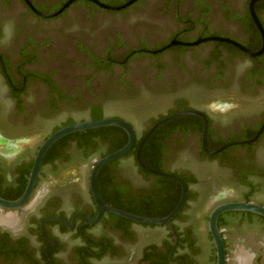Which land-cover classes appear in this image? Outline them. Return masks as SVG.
Listing matches in <instances>:
<instances>
[{
  "label": "flooded vegetation",
  "instance_id": "1",
  "mask_svg": "<svg viewBox=\"0 0 264 264\" xmlns=\"http://www.w3.org/2000/svg\"><path fill=\"white\" fill-rule=\"evenodd\" d=\"M68 1L0 0V199L22 195L39 145L68 124L120 119L136 141L159 119L195 110L214 150L252 138L264 122V0L252 4L255 21L252 0H136L118 10L100 5L127 0H74L43 17ZM212 37L233 44L204 40ZM171 41L199 42L162 49ZM202 133L201 118H174L140 150L185 186L170 227L108 213L88 223L97 213L89 173L110 145L58 139L27 200L0 208L14 221L0 223V264H215L209 212L226 202L264 207V126L253 142L213 155ZM135 141L100 168L99 195L115 209L164 217L180 187L137 165ZM55 219L65 223L47 221ZM216 228L224 264H264L262 217L223 212ZM146 232L153 241L141 240Z\"/></svg>",
  "mask_w": 264,
  "mask_h": 264
},
{
  "label": "water",
  "instance_id": "2",
  "mask_svg": "<svg viewBox=\"0 0 264 264\" xmlns=\"http://www.w3.org/2000/svg\"><path fill=\"white\" fill-rule=\"evenodd\" d=\"M72 1H74V0H69L55 13H52L50 15L43 16V17H51L53 15H56L65 6H67L68 3L72 2ZM134 1H136V0H127L125 3H123L117 7H108V6H103V5H100V6L104 9H107V10H118L120 8H124L128 5H130ZM254 1H256V0H252L250 2L249 12H250L252 19L255 21L254 16H253V12H252V4ZM204 40H212V41H219V42H225V43L233 44L232 42H230L226 39L216 38V37L207 38ZM204 40H202V41H204ZM198 42L199 41H195L193 43H181V42L171 41L167 46L163 47L162 49H164L168 46H173V45L190 46V45H195ZM162 49H160V50H162ZM160 50H158V51H160ZM188 115L197 116L203 120L202 146H203L205 152L207 154H210V155L217 154L229 146L242 145V144H248L250 142H253L257 138V136L259 135V133L261 132V130L264 126V122H263L262 125L260 126V128L258 129V131L254 134V136L248 140L228 142L219 148H216L214 150H208L206 148V145H205L206 122H205L204 115L199 111H195V110L178 111L174 114L167 115V116L159 119L158 121H156L154 124H152L146 130V132L142 135L141 139L139 140V142L136 146L135 160H136L137 165L142 170H144L145 172H148L152 175L158 176V177L163 178V179L171 180V181L175 182L180 187V196H179V199H178L176 205L170 211V213L164 217L147 218V217L137 216V215L131 214L129 212H125V211L110 207L102 201V199L99 195L98 189H97V185H96V176H97L98 171L100 170V168L102 166L124 156L131 149V147L133 146L134 141H135L134 132H133V129L131 128V126L124 120L114 119V118H101L98 120H85L82 122H75V123L63 126L59 129H57L56 131H54L52 134H50L39 145V147H38V149H37V151L33 157V163H32V166H31V169L29 172L27 184H26V187H25L22 195L14 201H5V200L0 199V208L15 209V208L20 207L27 200V198L31 194L33 184L35 182V178H36L37 173H38L40 160H41L43 154L58 139L62 138L63 136H66L68 134L75 133V132H81V131H85V130L97 129V128H102V127H116V128L121 129L125 133L126 142L119 149L97 159L94 162V164L92 165L90 173H89L88 187H89L90 196H91V198H92V200H93V202L97 208V213H96L94 218H88V217H85V218L87 219L88 223H94L97 221V219L99 218V216L102 213H108V214H112V215H115V216H118V217H121L124 219L131 220V221H133L135 223H139V224L166 225V226L170 227V223H169L170 220L178 212V210L180 209V207L184 201L185 186H184L183 182L178 177L167 174V173H162L160 171H156V170H153V169L147 167L141 161L140 150H141L143 144L145 143V141L150 137V135L159 126H161L165 122L170 121L174 118H178V117H182V116H188ZM228 211L248 212L250 214H254V215H257L259 217H262L264 219V207L259 206V205L254 204V203L237 201V202H226V203H222V204L215 206L209 212L208 217H207V230L210 234L211 242H212L214 250H215V264H224V252H223L224 249H223L221 237L219 235V231L216 228V219H217L218 215H220L223 212H228ZM47 221H61V222L65 223V221L62 219L47 220ZM171 233H172V231H171Z\"/></svg>",
  "mask_w": 264,
  "mask_h": 264
},
{
  "label": "trees",
  "instance_id": "3",
  "mask_svg": "<svg viewBox=\"0 0 264 264\" xmlns=\"http://www.w3.org/2000/svg\"><path fill=\"white\" fill-rule=\"evenodd\" d=\"M181 111V110H180ZM94 120H98V119H94ZM118 130L115 127H102V128H97V129H91V130H85V131H81V132H75L70 134L73 137H76L78 139V142L81 144H86L88 143H94V142H105L106 144L110 145V149L109 151H107L105 154H99V156L97 157L98 159L109 154L112 153L113 151L119 149L120 147H122L125 142H126V136L122 131H119L120 134L119 136L117 134H115V131ZM114 132V134L112 135V133ZM142 137L139 136L136 141H135V146L138 144L140 138ZM113 139V140H112ZM149 140V139H148ZM147 140V141H148ZM145 142V146L147 145L148 142ZM113 145V146H112ZM143 146V148L145 147ZM142 162L148 166V167H152L154 166L155 162L152 160H148L146 158V155H142L140 156ZM134 166L136 167V163L134 162ZM155 167V166H154ZM153 168V167H152ZM154 169V168H153ZM140 170V169H139ZM157 170V169H155ZM142 172V171H141ZM156 179H160V178H156ZM161 180H165V179H161ZM169 196V195H168ZM170 197V205L171 207L169 208L170 210L168 212H166L167 214L170 213L171 209L174 207V203H176L177 199L179 196H176L175 200L173 201L172 196ZM147 202L146 200H142L141 203ZM109 205V204H108ZM113 207V206H111ZM132 213L134 215H137L133 212H129ZM166 214V215H167ZM143 217H147V216H143Z\"/></svg>",
  "mask_w": 264,
  "mask_h": 264
},
{
  "label": "bare ground",
  "instance_id": "4",
  "mask_svg": "<svg viewBox=\"0 0 264 264\" xmlns=\"http://www.w3.org/2000/svg\"><path fill=\"white\" fill-rule=\"evenodd\" d=\"M13 218L9 215L7 216H0V223L4 225H11L13 223Z\"/></svg>",
  "mask_w": 264,
  "mask_h": 264
},
{
  "label": "rangeland",
  "instance_id": "5",
  "mask_svg": "<svg viewBox=\"0 0 264 264\" xmlns=\"http://www.w3.org/2000/svg\"><path fill=\"white\" fill-rule=\"evenodd\" d=\"M140 238H141V240L143 242H147V243L153 241V237H151L150 234L147 233V232L146 233H143Z\"/></svg>",
  "mask_w": 264,
  "mask_h": 264
}]
</instances>
